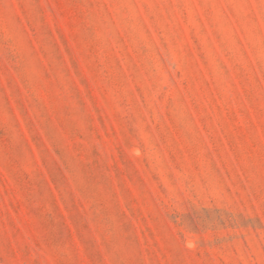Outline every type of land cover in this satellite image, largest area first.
Here are the masks:
<instances>
[{
  "label": "rangeland",
  "instance_id": "obj_1",
  "mask_svg": "<svg viewBox=\"0 0 264 264\" xmlns=\"http://www.w3.org/2000/svg\"><path fill=\"white\" fill-rule=\"evenodd\" d=\"M0 264H264V0H0Z\"/></svg>",
  "mask_w": 264,
  "mask_h": 264
}]
</instances>
